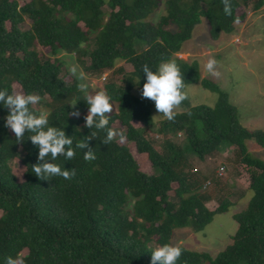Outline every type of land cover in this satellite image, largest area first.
<instances>
[{
  "label": "trees",
  "instance_id": "trees-1",
  "mask_svg": "<svg viewBox=\"0 0 264 264\" xmlns=\"http://www.w3.org/2000/svg\"><path fill=\"white\" fill-rule=\"evenodd\" d=\"M160 3L0 0V88L38 95L30 107L46 110L49 123L64 128L73 146L96 130L84 127L80 82L59 54L73 56L84 73L103 76L97 91L105 90L117 105L109 113L113 140L102 144L101 131L89 141L94 160L85 161L84 150L75 149L71 160L52 161L76 170L70 180H41L32 173L37 150L28 140L15 142L3 126L7 109L0 108V264L8 256L23 264H150L151 251L171 245L176 229L199 232L233 205L235 192L222 176L193 164L219 152L223 143L232 147L231 162L248 174L251 197L233 216L237 228L230 244L214 257L180 245L176 264H264V160L247 147L252 141L264 149V131L243 127L237 107L215 82L201 77L199 63L177 57L201 19L216 41L234 31L247 8L260 10L264 0H230V15L222 0H165L164 13L153 20ZM168 60L179 67L184 86L199 84L217 94L215 104L193 106L185 96L172 120L162 114L155 120L154 103L133 91L142 87L144 64L155 71ZM77 109L79 119L70 115ZM180 132L182 144L166 137ZM141 154L151 174L140 170ZM211 201L219 204L214 210L207 207Z\"/></svg>",
  "mask_w": 264,
  "mask_h": 264
},
{
  "label": "rangeland",
  "instance_id": "rangeland-1",
  "mask_svg": "<svg viewBox=\"0 0 264 264\" xmlns=\"http://www.w3.org/2000/svg\"><path fill=\"white\" fill-rule=\"evenodd\" d=\"M23 1L29 0H20V4ZM160 1L153 20L164 13L165 0ZM103 11L108 12V8L104 6ZM24 25L27 27L28 23ZM179 54V58L187 62L197 61L200 65L201 77L212 80L228 94L230 102L239 111V122L243 127L264 131V6L257 11L252 10L251 6L247 8L244 20L234 24V31L231 34L221 35L216 41L209 37L206 19H201L191 39L185 43ZM58 57L64 61L66 68L75 77H80L78 80L86 86L88 94L102 88L103 76L97 78L84 73L74 62L73 56L61 53ZM209 60L214 61L211 70L206 68ZM121 65L127 71L130 70L129 65L123 63ZM182 91L193 106L212 107L217 100V94L203 89L199 84L186 85ZM14 92L21 91L15 89ZM139 92L138 89L133 91L134 94L141 96ZM116 107V104L112 105L113 110H116ZM173 110L179 111L180 108L175 106ZM154 115L155 120L162 118L156 109ZM132 124L135 127L140 126L137 121ZM166 137L176 144H182L184 134L180 132L176 135L168 134ZM129 147L133 150V144L130 143ZM247 147L253 156L264 160V149L252 141L247 142ZM231 152V145L223 143L219 147V152L207 157L204 162L193 161V164L204 173L215 171L222 176L226 186L235 192L230 196L233 205L226 212L216 214L213 220L199 232L189 228L176 229L171 239L172 246L181 245L187 249L206 251L214 257L230 244L237 228L233 216L244 209L251 197V191L248 190V174L243 173L240 166L231 162ZM136 161L142 172L151 174L152 170L145 154L136 155ZM13 170L15 174L20 175L19 166L14 164ZM172 187L175 188V185ZM172 195L173 192H169V196ZM218 205L215 201L207 203L209 210H214Z\"/></svg>",
  "mask_w": 264,
  "mask_h": 264
},
{
  "label": "clouds",
  "instance_id": "clouds-1",
  "mask_svg": "<svg viewBox=\"0 0 264 264\" xmlns=\"http://www.w3.org/2000/svg\"><path fill=\"white\" fill-rule=\"evenodd\" d=\"M222 3L224 13L230 15V0H222ZM179 55L177 54V57H180ZM213 64L214 61L209 60L206 68L211 70ZM142 73L144 82L140 88L141 97L151 100L158 114L172 120L174 118L173 108L185 99V93L182 91L184 83L179 67L174 61L168 60L160 62L155 71L148 64H144ZM77 87L83 93L82 100L87 105V114L83 116L84 127L96 131L92 132L91 137L80 140L74 146L72 136L66 135L64 128L49 123V113L46 110L41 108L36 111L30 107L39 102L38 95L22 92L10 93L7 89L0 88V108L7 109V114L3 117V126L14 134L15 142L28 140L37 150L36 163L31 168L32 173L41 180H48L55 176L65 180L72 179L76 175L74 168L61 167L52 161L58 156H62L65 161L71 160L76 154L75 149L84 150L83 159L85 161L94 160L96 158L94 147L89 145V141L94 140L97 132L102 131L104 137L101 143L107 145L116 134L108 126L109 113L112 112L110 95L105 90L88 94L83 83H79ZM70 115L77 119L81 118L78 109L73 110ZM181 253L180 247L164 244L151 251L150 264H176ZM4 264H23V261L18 257L8 256L5 257Z\"/></svg>",
  "mask_w": 264,
  "mask_h": 264
}]
</instances>
